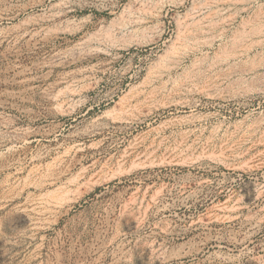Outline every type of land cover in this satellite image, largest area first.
<instances>
[{
    "label": "rangeland",
    "instance_id": "obj_1",
    "mask_svg": "<svg viewBox=\"0 0 264 264\" xmlns=\"http://www.w3.org/2000/svg\"><path fill=\"white\" fill-rule=\"evenodd\" d=\"M21 5L62 15L0 18V264H264V0Z\"/></svg>",
    "mask_w": 264,
    "mask_h": 264
},
{
    "label": "bare ground",
    "instance_id": "obj_2",
    "mask_svg": "<svg viewBox=\"0 0 264 264\" xmlns=\"http://www.w3.org/2000/svg\"><path fill=\"white\" fill-rule=\"evenodd\" d=\"M27 8H28V6H26V5H21V6L17 7L14 11L13 10H9V9L5 10V9H1L0 8V18H4L5 17L6 19H10L12 21L16 19V23L12 24V26L9 27V28H11L10 31L13 30L14 39L17 42L19 40L24 39V38L27 39V37L28 38H33L34 36L37 35V33L39 31L38 30L39 28L40 29H44L45 32H49L52 27L44 26V25L47 24L49 21H55L57 19V17H59V15H62V14L56 15L55 13L47 14V13H44V12L31 11V12L26 13L24 16H21L20 18H18V15L21 14L22 12H25ZM52 30H53V28H52ZM7 31H9V30H7ZM27 42H30V41H27ZM59 95H61L60 92H59ZM4 134H6V133H4ZM18 137L17 136H12L9 139L8 138L4 139V141H9V143L10 142L18 143V142H20ZM1 140H3V139H1ZM15 146H16V144H15ZM262 182H264V178L262 179ZM256 189H257L256 192H255V196L256 197H260V196L264 195V186L263 185H261L259 183L257 185ZM223 202H222L223 203L222 205L220 204L221 207L218 208L219 211L217 213H212V214L208 215V219H209L210 222H213V221L214 222H222V221L223 222H228V221H232L234 219H237V218L241 217L242 218V220H241L242 225L251 224L252 223V222H250L251 221L250 219L252 218L253 214H252V216L251 215H245L244 216V214L241 215L242 213L240 214V210H239L240 206H239L238 203H236V201H235V203L233 202V204H231V205H230L229 199L227 201L225 200ZM254 223L260 225L261 219L260 218L256 219V221ZM243 240H245L244 237L239 238L238 237V233H231L230 235H227V236L226 235L205 236L204 238L199 239L198 241L191 242V245L188 248H186V249H184L182 251H170L168 253H164L162 255V259L165 260V261L175 262V261H177V260H179L181 258H184L186 256H191V257L195 258L196 255H198L202 251L204 245L209 244L212 241H215V246L222 247L224 243H228V244L236 243V244H238V243L242 242ZM214 252L216 253L217 250H215ZM226 254H227V252H226ZM221 256H223V255H221ZM225 260H227V259H225ZM181 262H176L175 264H182ZM224 264H226V263H224Z\"/></svg>",
    "mask_w": 264,
    "mask_h": 264
}]
</instances>
